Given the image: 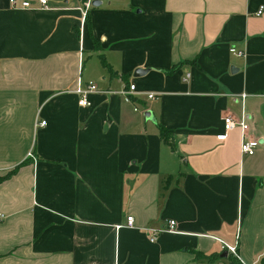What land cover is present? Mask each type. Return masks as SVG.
Masks as SVG:
<instances>
[{
    "label": "crops",
    "instance_id": "obj_1",
    "mask_svg": "<svg viewBox=\"0 0 264 264\" xmlns=\"http://www.w3.org/2000/svg\"><path fill=\"white\" fill-rule=\"evenodd\" d=\"M86 1L0 0V264H264V0Z\"/></svg>",
    "mask_w": 264,
    "mask_h": 264
},
{
    "label": "built area",
    "instance_id": "obj_2",
    "mask_svg": "<svg viewBox=\"0 0 264 264\" xmlns=\"http://www.w3.org/2000/svg\"><path fill=\"white\" fill-rule=\"evenodd\" d=\"M32 1H35L38 9L40 10H47L48 9V3L49 0H8V5L11 9H30L33 7ZM90 7V1L87 0L84 4V10L86 11ZM262 7H259L256 11V15H259L261 13ZM85 11H83L82 16L84 18ZM229 53L235 54L236 56H242V53L239 51L234 50V48L229 49ZM187 77V76H186ZM77 95V102L76 104L79 107H87L89 106V102L87 100V97L90 93H97L96 86L94 84L88 83L84 87H80L79 85L76 86V88L73 91ZM123 102L129 103L130 100L136 96V91L134 88V85L128 84L123 90L120 92ZM243 96V95H241ZM147 99H152V94L146 95ZM39 126H43L44 122L40 121L38 122ZM238 127L240 131L243 133L246 130V124L243 120L237 121L233 120L231 117L226 116L222 120V133L220 134V138H225L229 131L233 130L234 128ZM258 147V142L256 140H248V139H242L239 144V153L243 156H251L253 155L255 149ZM4 216L0 214V222ZM132 218L130 216H127L125 218V226L126 227H132ZM174 228V221L173 220H167L165 223V226L159 229L154 228H145L144 230L148 233L149 236V242H153L156 238V236L162 232H172ZM222 249H226V251L231 252L232 254H235L234 248H229L227 246H222ZM264 248V246H263Z\"/></svg>",
    "mask_w": 264,
    "mask_h": 264
},
{
    "label": "trees",
    "instance_id": "obj_3",
    "mask_svg": "<svg viewBox=\"0 0 264 264\" xmlns=\"http://www.w3.org/2000/svg\"><path fill=\"white\" fill-rule=\"evenodd\" d=\"M93 45H96V43L92 40ZM102 66H104L103 62L101 61ZM158 135L161 139V141L167 145H169L170 148H172V144H171V138H170V132L165 130L162 127L158 128ZM20 165V164H19ZM15 166L12 170H10L9 172H7L2 178H0V180H2L3 178L7 177L8 175L12 174L13 172H15V170L17 169V167L19 166ZM197 257H199L198 254H196ZM207 259V258H205ZM232 259V258H231ZM232 262L235 264H238V262L236 260L232 259Z\"/></svg>",
    "mask_w": 264,
    "mask_h": 264
},
{
    "label": "water",
    "instance_id": "obj_4",
    "mask_svg": "<svg viewBox=\"0 0 264 264\" xmlns=\"http://www.w3.org/2000/svg\"><path fill=\"white\" fill-rule=\"evenodd\" d=\"M98 5H99V2H95V1L91 2V6L92 7H96ZM145 72H146V70L136 69L133 72V76H139V75H141L142 73H145ZM222 256H224V254Z\"/></svg>",
    "mask_w": 264,
    "mask_h": 264
}]
</instances>
